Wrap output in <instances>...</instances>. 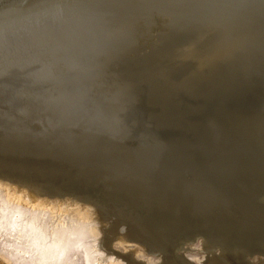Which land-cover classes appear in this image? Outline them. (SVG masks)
<instances>
[{"label": "bare ground", "instance_id": "6f19581e", "mask_svg": "<svg viewBox=\"0 0 264 264\" xmlns=\"http://www.w3.org/2000/svg\"><path fill=\"white\" fill-rule=\"evenodd\" d=\"M263 187L264 0H0V264H264Z\"/></svg>", "mask_w": 264, "mask_h": 264}, {"label": "rangeland", "instance_id": "374dc122", "mask_svg": "<svg viewBox=\"0 0 264 264\" xmlns=\"http://www.w3.org/2000/svg\"><path fill=\"white\" fill-rule=\"evenodd\" d=\"M220 185H222V184H220ZM264 188V187H263ZM93 190V192L95 193V194H97V191H98V187H96V189H92ZM130 191V190H129ZM99 197H102V194H100L99 195ZM107 204H108V206H109V209H110V212L113 214V215H115V216H118L119 217V220H121V221H125V223L126 224H128L130 221H129V219H127V218H125V217H123V216H120V214H121V211H120V208H121V205H117V204H110V202L109 201H105ZM252 202V203H251ZM250 203L251 204H254L255 206L257 205V207H258V210H264V189L261 191V193L255 198V199H253L252 201H251ZM117 211H119V212H117ZM127 212H128V210H127ZM126 212V213H127ZM129 214V213H128ZM195 246V245H194ZM107 253V252H106ZM105 255H108V253L107 254H105ZM203 260V261H202ZM206 262V260H204V259H201L200 261H198V263L197 264H204L205 262Z\"/></svg>", "mask_w": 264, "mask_h": 264}, {"label": "water", "instance_id": "95a60500", "mask_svg": "<svg viewBox=\"0 0 264 264\" xmlns=\"http://www.w3.org/2000/svg\"><path fill=\"white\" fill-rule=\"evenodd\" d=\"M159 30V27H155V28H153V29H151V32L150 33H155V32H157Z\"/></svg>", "mask_w": 264, "mask_h": 264}]
</instances>
